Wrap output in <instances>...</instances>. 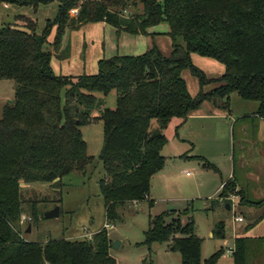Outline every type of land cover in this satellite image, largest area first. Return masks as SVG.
Returning <instances> with one entry per match:
<instances>
[{"label": "trees", "instance_id": "obj_1", "mask_svg": "<svg viewBox=\"0 0 264 264\" xmlns=\"http://www.w3.org/2000/svg\"><path fill=\"white\" fill-rule=\"evenodd\" d=\"M49 1L0 0V4L36 11ZM57 1L56 17L40 34L36 22L24 17L0 28V81L15 84L13 101L0 118V264H116L105 227L88 240H27V228L20 224L25 203L30 210L28 225L36 226L39 220L34 203L21 195V184L58 188L71 173L85 175L93 161L80 128L101 121L98 160L105 178L98 188L107 221H115L121 206L148 200L150 180L165 165L164 130L171 120L184 121L204 104L227 111L234 93L256 102L253 117L264 122V0ZM138 5L141 12L125 15ZM74 9L77 15L71 17ZM99 22L118 34L144 37L166 24L172 54L165 57L152 47L141 56L103 58L95 75L56 76L49 48L57 53L67 31ZM53 27L56 36L48 44ZM193 53L221 63L224 75L205 78L190 62ZM184 69L198 79L200 91L194 98L181 77ZM211 82L220 86L204 93L203 87ZM110 93L116 94L113 110L103 108V99L97 97ZM233 186L224 183L218 199L232 194ZM262 205L264 199L257 204ZM182 215L155 217L144 233L145 246L149 250L153 243H168L180 255V264H216L224 252L202 260V239L194 233V221L188 218L183 224ZM213 236L225 239L222 222L214 226ZM245 242L236 240L234 264H247Z\"/></svg>", "mask_w": 264, "mask_h": 264}, {"label": "rangeland", "instance_id": "obj_2", "mask_svg": "<svg viewBox=\"0 0 264 264\" xmlns=\"http://www.w3.org/2000/svg\"><path fill=\"white\" fill-rule=\"evenodd\" d=\"M9 6L10 9H5L4 5L0 4V28L9 23H17L18 21L13 20V17L20 15L35 21L37 34H40L47 21L56 17L59 3L57 0H52L49 5L40 6L36 11L30 7ZM141 10L140 5L136 8L131 7L125 15L139 13ZM70 16H73L71 12ZM164 26L168 29L166 24H161L155 29L156 32L161 33L160 29ZM55 36V27H53L47 38L48 44L54 41ZM152 47L157 48L165 57H170L172 54L171 40L164 33L152 38L149 48ZM51 50L53 51L50 47L49 51ZM190 62L208 80L219 79L225 73V67L211 58L193 53ZM90 69L91 67L87 65L86 75L97 74V72L91 74L93 72H90ZM181 77L186 83L188 95L191 98L196 97L200 91L198 79L189 69H184ZM219 86V83L211 82L203 87V92L210 93ZM14 90L15 84L12 81H0V118L5 105L13 101ZM97 97L103 99V108L110 110L115 108V93H110L105 98L101 95ZM204 107H211V117L192 122L187 126L188 130L183 137H177L175 127L171 124L167 125L164 130L166 145L162 151V156L166 159L165 165L150 180L149 191L152 203L149 205L150 200H144L134 205L121 206L117 213L118 219L115 221H107L104 200L98 188V183L105 178L102 162L98 160L103 140L102 123L100 121L81 127L82 139L87 145V154L93 161L85 175L71 173L63 178L58 188L42 183L21 184V195L24 200L28 199L34 203L39 220L36 226H30V233L25 234L24 237L35 242H44L47 239L85 240L107 225L105 229L108 238L112 243L119 242L116 249L112 247L110 249L116 264H180V255L176 252L166 253L163 244L153 243L148 250L144 244V233L151 228L155 217L171 212L181 215L187 212L186 215L181 216L180 221L183 224L187 223L188 218L194 221V233L203 241L202 257L210 258L215 253H213L214 243L208 237L209 231L212 229L214 231V226L222 222L225 238L230 237L240 228L233 218L242 216L245 220H249L251 209L259 207L257 204L264 197L258 200L248 184L240 187L237 182L228 179L231 172H234L237 181L246 180L244 170L240 169L239 160L241 154L244 155V152L256 144L255 131L258 128V121L253 114L258 110V104L241 100L233 93L230 95L227 111L217 110L207 104ZM241 147L246 148L244 152ZM206 164L213 165L215 169H208ZM180 166L182 167L178 169ZM227 181L234 184V192L219 199L220 204L214 208V211L206 208L214 192ZM260 188L264 191V183ZM239 192L241 195L238 194ZM226 205L231 206L229 211L226 210ZM55 206L60 209L59 216L55 219H44L43 215ZM24 210L21 218L25 216L27 219L21 226L28 228L30 210L27 203L24 204ZM166 221L169 222L170 218ZM219 240L221 242V239Z\"/></svg>", "mask_w": 264, "mask_h": 264}, {"label": "crops", "instance_id": "obj_3", "mask_svg": "<svg viewBox=\"0 0 264 264\" xmlns=\"http://www.w3.org/2000/svg\"><path fill=\"white\" fill-rule=\"evenodd\" d=\"M50 2H52V0L49 1V3ZM2 5H4L5 9H10L9 5ZM18 17H20V15L14 16L13 20L17 21L16 19H18ZM158 27L150 29L148 33L151 35H146L144 37L126 33L118 34L116 33L115 28L110 27L104 22L83 25L78 30L67 31L64 34L65 36L63 37L57 53L51 50L53 55L51 57L50 67L56 76H82L87 72V65L91 67L90 72H93L91 74H94V72L98 71V61L103 58H114V56H141L145 54L150 49L149 46H151L153 37L159 36L161 33H164L165 35L168 33V29L165 26L161 27V33L156 32L155 29ZM204 106L205 104L200 109L190 114L184 121L182 119L171 120L169 124L175 127L177 137H183L186 130H188L187 126L191 125L192 122L194 123L197 119L205 120V118L211 117V107ZM256 120L258 121V128L255 131L256 144L252 145L247 152H244L246 149L245 147H241L244 155L241 154L240 156L239 166L240 169L244 170L246 180L237 181L238 179H235L234 172H231L232 174L228 176V179L234 180L240 187L248 184L250 188H252L254 197L259 200L264 197V191L260 188L264 183V122L259 118H256ZM245 132L244 128V134ZM253 147H255V151H253ZM181 167L182 166L178 167V169ZM245 181L249 183H246ZM221 192L222 189L220 185V187L214 192L213 198L209 199L211 202L209 205L206 204V208L208 207V209L214 211V208L220 204L218 197ZM149 200L150 195L148 201ZM228 206L230 209L231 206ZM237 217H240L243 220V222H237L234 220L235 217L233 218L235 224H239L240 228H238L235 233H232L230 237L221 240V242L218 238L213 236V229L208 233V237L214 243L213 253L218 250L224 252L223 256L216 264H234L233 254L229 255L226 250L234 249L237 239H244L246 241L245 248L249 254L247 264H264V205L252 208L249 220H245L242 216ZM163 245L166 253H175L172 251V248L168 243ZM110 249L109 254L111 255ZM111 256L113 257V255ZM201 258L202 260H206L202 257V253Z\"/></svg>", "mask_w": 264, "mask_h": 264}, {"label": "water", "instance_id": "obj_4", "mask_svg": "<svg viewBox=\"0 0 264 264\" xmlns=\"http://www.w3.org/2000/svg\"><path fill=\"white\" fill-rule=\"evenodd\" d=\"M226 209L229 210V206H228V205L226 206ZM59 212H60V209H58V207L55 206V208H53L51 211L45 213V214L43 215V218H44V219H55L56 217L59 216ZM30 230H31V227L29 226V227L26 229V232H25V233H26V234L30 233ZM118 245H119V242H113V243L111 244V247L114 248V249H116V248L118 247Z\"/></svg>", "mask_w": 264, "mask_h": 264}, {"label": "built area", "instance_id": "obj_5", "mask_svg": "<svg viewBox=\"0 0 264 264\" xmlns=\"http://www.w3.org/2000/svg\"><path fill=\"white\" fill-rule=\"evenodd\" d=\"M70 12L73 14V16H76V15H77V10H71ZM223 186H224V184L221 185V189L223 188ZM26 219H27V218H26L25 216L22 217L21 220H20V224H23L24 221H25ZM28 220H29V219H28ZM234 220L237 221V222H243V220H242L240 217H235ZM105 228H107V226H106ZM88 239H90V237H88L87 240H88ZM226 252H227L229 255H231V254L234 253V249H231V250L228 249V250H226Z\"/></svg>", "mask_w": 264, "mask_h": 264}]
</instances>
